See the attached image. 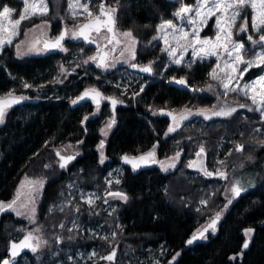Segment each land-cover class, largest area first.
<instances>
[{
	"label": "trees",
	"instance_id": "16d2710c",
	"mask_svg": "<svg viewBox=\"0 0 264 264\" xmlns=\"http://www.w3.org/2000/svg\"><path fill=\"white\" fill-rule=\"evenodd\" d=\"M48 1L47 16L22 22L21 31L42 18L51 22L53 39L67 28L66 20L71 19L66 11L67 0ZM97 1L116 7L117 26L130 30L138 40L137 61L150 62L151 72L142 75L134 71L140 76L136 84L134 82L138 92L135 96L132 90L105 79L122 75L118 69L102 71L93 63L83 62L96 47L80 39L68 37L63 41L66 51L49 49L40 54L17 56L16 42H13L0 53V96L9 92L27 96L26 100L7 109L4 122L0 124V202L13 199L26 176L45 181L36 218L44 244L36 252L21 248L18 260L30 257L27 263L39 264L58 246L73 248L93 244L100 257L115 251L114 260L101 258L96 264H264V118L252 103L251 93L232 91L222 98L220 106L236 109L231 115L192 119L173 132H168L170 116L160 113L164 104L175 108L170 110L175 112L187 104L192 108L210 107L216 99L202 87L209 81L213 60L197 61L189 68L171 65L162 79H158L177 55L176 52L175 56H169L162 51L168 46L165 40L154 39L158 26L172 21L177 29L193 31L192 25L174 14L182 5H193L195 0ZM21 2L0 0V9L10 6L18 17ZM241 15L249 18L248 31H239L243 20L238 19L233 28V41L244 44V58L252 57L261 47L249 42L248 36L258 39L259 34L251 28V9H245ZM200 27V37L212 38L217 34L215 17ZM169 30V45L176 46L173 35L179 33ZM73 51H80L79 62H70ZM63 64L69 66L71 72L63 84H58L57 76ZM261 75H264V66L249 69L241 87ZM172 79H185L188 88L173 85L169 82ZM25 83L30 87H24ZM94 87L117 100L115 107L105 100L99 109L90 99L72 104L85 90ZM109 117H114L115 123L104 139L100 130ZM224 137L243 141L244 149L242 152L233 149L224 161L217 163L213 154ZM101 141L104 142L103 163L98 148ZM66 144L75 145L77 152L71 153L75 158L61 168L64 162L61 157L65 155L60 147ZM201 147L205 157L203 171L188 166ZM152 151L157 163L141 165L135 170L122 159ZM177 153L179 163L175 168L161 166L159 161L175 157ZM118 167L122 170L119 183L108 185L105 175ZM245 167L256 169L257 181L225 209L226 181L235 180L236 174ZM205 171L212 175H205ZM68 181L97 189L101 200L96 205H88L79 197L68 199ZM107 188L122 190L128 196L125 201H116L111 215L102 210L103 191ZM58 199L68 202L51 210V204ZM202 199H206L207 204H200ZM218 212L221 216L217 231H208L205 233L208 238L187 244ZM101 222L109 226L118 224L117 235L86 234L82 230ZM31 227L33 223L28 218L17 216L13 210L0 214V262L11 254L12 242L19 245ZM249 228L253 230L250 237L245 234ZM245 241L247 248L243 247ZM148 246L152 248L146 250ZM157 248L164 255L151 262L149 256ZM177 253L180 255L176 256Z\"/></svg>",
	"mask_w": 264,
	"mask_h": 264
},
{
	"label": "snow or ice",
	"instance_id": "6c2138e0",
	"mask_svg": "<svg viewBox=\"0 0 264 264\" xmlns=\"http://www.w3.org/2000/svg\"><path fill=\"white\" fill-rule=\"evenodd\" d=\"M23 10L20 12L19 18L15 21H11V15L16 11L15 9L9 8L8 6H3L0 9V49H3L5 45H11L13 43V39L19 34V26L22 22L26 20H31L34 17H45L48 14V2L47 0H22ZM68 7L73 16L76 18L79 15H85L86 17H92L93 13L90 11L87 3H80V0H68ZM78 9H82L83 11H78ZM245 9H251V28L252 30L259 34L258 39H253L252 35L248 36V41L251 42L253 45L261 47L260 52H256L255 55L251 59H245L244 55L246 52L245 46L243 43H236L233 41L232 36V29L236 27V22L238 19H242L243 23L239 25L240 32H247L249 27V18L247 16L242 17V12ZM115 8H106L105 4L101 3L99 5V14L95 16V20L89 23H85L79 27V30H73L69 33L68 29L62 31L59 36L55 38L54 41H44L43 49L36 48V44L40 43L39 40L33 42L31 47H29L28 51H41V50H49V49H60L66 51L63 48V41L66 37L71 39H83L89 43H96L94 39H90V33L95 32L98 35L101 33L102 30H105L107 33L112 34L111 36H106L104 38L107 39L109 44H112L114 41L116 44H119L120 41L115 39ZM192 15H189V14ZM176 17L181 18L182 20H186L188 24L192 25L193 31L191 34L189 32L184 31L182 28L177 29L176 25L173 24L172 21H166L164 24L159 25L158 27L161 30L165 28L171 29L173 33L178 32L179 35H173V40L176 42V46L169 45L167 38L165 37V44L168 45L162 51H165L169 56H175L177 52V48H180L181 55L183 52L187 51L189 48L192 49V55L194 57H200L201 59L205 56H218L219 53L217 49L223 48V52L226 55L225 59V68L229 69V71L224 72V69H220L219 64L217 68L213 69L212 73L210 74L213 80H217L220 82L221 86L225 89V94L228 91H241L244 95H250V99L252 100L253 104L258 105L257 111H260L262 115H264V75H261L257 80H253L250 83H245L243 86H240V79L242 78L243 74L247 72L249 69L253 67H262L264 66V0H195L193 5H182L181 8L174 14ZM211 17H215L216 20V28L217 34L215 37V43H213L209 39H199V31L201 30L202 25L206 24L208 19ZM9 20L10 21V30L8 27L4 26L2 21ZM39 27V26H37ZM121 35L125 37H132V33L124 32ZM191 37V38H190ZM154 39H156L154 37ZM186 41L185 44H181L180 41ZM222 41H226L223 42ZM135 45V40L133 39V48ZM197 45L200 47L197 48ZM206 46H208L206 48ZM128 50V49H125ZM19 45H17V56L22 55ZM106 55V54H105ZM123 55V52H121ZM134 56V52H133ZM90 60L95 61L96 57H89ZM104 57H101V63L97 64L98 67H108L109 65L103 62ZM87 62V61H85ZM175 63H181L180 59H176ZM243 65V68L240 66ZM132 67H136V65H132ZM218 69L220 72H224L223 78L218 74ZM63 71V69H61ZM141 71L144 72H151V66H144L141 68ZM235 81V86H233L232 82ZM179 84H185L186 81L180 79L177 81ZM24 87H30L28 84H24ZM211 87V86H209ZM86 98H91L99 108L100 100L101 99H109L113 107L118 103L117 100L110 98V97H103L102 94L96 90H85V92L77 97L75 100L72 101V104L78 103L80 100H84ZM26 99V97H15L13 93L9 92L6 97H0V123L4 122V118L6 115V111L10 108L13 104L19 103L21 100ZM244 107V105H241ZM163 111V110H161ZM236 111L235 108L230 110H223L220 111H213L212 115L214 116H229L232 112ZM190 110L187 111V114L181 115L180 119H187L188 115H191ZM199 115H204L205 119L210 118L209 116L205 115L204 110H201ZM171 115V113H168ZM85 120L88 117L84 118ZM175 119V118H174ZM115 123L114 117L110 119L105 128H102L100 131L107 135V130L112 127ZM178 127V124L176 125ZM176 130V127L170 126L168 132H173ZM167 134V133H166ZM104 142L101 141L98 145V148L101 149L100 152V162H104V154L103 149ZM243 146H238L237 151H241ZM204 149L201 147L197 156H200L203 153ZM59 155V153H57ZM155 153L154 151L148 152L140 157H128L124 156L122 159L125 163L131 164L133 170L140 167L141 165L149 164V163H157L154 159ZM179 153H177V157ZM74 156L68 157H61V160L64 161L60 164V167L63 168L66 166L67 162L74 159ZM161 166L163 167V163L161 162ZM174 167L173 165H170ZM189 167L196 166L195 162H190ZM203 171V169H201ZM205 175H212L205 171ZM219 175L223 176L224 173H219ZM42 181H29L31 184L32 191H38L36 185L42 186ZM119 183V180L116 181ZM242 191H245L243 187L239 185V182L233 185L231 188V192L233 197L239 196ZM109 195L114 197H119L120 199H127V196L124 193L115 192L109 193ZM17 198H19V190ZM88 203L91 204L93 201L91 199L88 200ZM202 204H207V201H201ZM231 203V200L228 201ZM15 204V200H13L9 204H5L4 202H0V212H4L7 210L13 209V205ZM227 207V205H225ZM34 211V209H33ZM16 215H21L20 212H16ZM221 213H216L215 218L211 219L210 222L203 228V230H198L197 234H194L191 239H189L186 243L192 244L197 239L206 238L205 233L209 230L212 232L216 231V225L219 221ZM252 229H246L245 234L250 237L252 233ZM31 239V234L25 237L24 241H21L20 245L12 244L11 248V256L15 258L19 253L18 249L21 247L24 248H31L33 252L37 251V246H32L31 244L26 243L28 240ZM106 239V238H105ZM244 248L248 247V242L245 241ZM180 253H177L176 256H179ZM176 256L173 257V261L176 259ZM115 257V251L112 254L108 255L107 257H102V259L106 260H113ZM0 264H10L9 260H3ZM171 264V262H170Z\"/></svg>",
	"mask_w": 264,
	"mask_h": 264
},
{
	"label": "rangeland",
	"instance_id": "374dc122",
	"mask_svg": "<svg viewBox=\"0 0 264 264\" xmlns=\"http://www.w3.org/2000/svg\"><path fill=\"white\" fill-rule=\"evenodd\" d=\"M47 2H48V8H49L48 13H49L50 12V3L48 0H47ZM100 2L102 3V1H100ZM80 3H87L90 11L93 13V16L92 17H86L85 15H79L76 18H73L72 14L69 10L68 0H67L66 11H67L69 17L71 18L68 21L66 20V26H67L66 29L69 30V33L73 30H78V27L80 25H83L85 23V21L93 19L99 10V4L100 3H98L97 0H80ZM8 7L12 8L10 6H8ZM111 7L116 9V7H113V6H111ZM12 9H14V8H12ZM22 10H23V4L21 2L20 12ZM78 11H83V10L78 9ZM116 13H117V9H116L115 14ZM18 18H19V16L18 17L15 16V12H14L10 17V20L15 21ZM2 23L4 26L8 27L10 30V21L9 20H4V21H2ZM37 26H39V27H37ZM51 28H52L51 22L45 18H42L39 22H36V23L28 26L24 31H21V26H19V34L13 39V42H16V51H17V45H19L20 51H21V53H23L20 56L28 55V54H40V53L47 52L48 50L29 52L28 49H29V47H31L33 42H35L36 40L40 41V43L36 44V48H38V49H43L45 40H48V41L53 40L54 36L52 35ZM129 31L130 30L121 29L116 25L115 33L121 39V42H120V45L116 48V57L111 58V60L109 62H107V65L112 66V67L108 66V67H105L104 69H101V70L107 71L110 68L112 69V68H115L116 66L119 67V64H120V66L122 68L120 67L121 69H119V71H122L121 72L122 75L126 76V80L133 79V82H135V84H136V82H137L136 79H138L140 76L135 74L134 71L129 68V65L131 63H133L135 60L137 61L136 48H137L138 40H137V38H135V36L133 35V33L131 31L130 32L132 33V37H125V36L121 35V33L129 32ZM191 32H190V34H191ZM169 33H170V30L168 28L161 30L158 27V32L154 35V37L156 38V41L160 42L162 40H165V37L167 38ZM232 33H233V36H232V39H233L234 38V30L233 29H232ZM111 35L112 34L107 33L105 30H102L99 35L95 32H91L90 38H94L98 43L101 44L102 42H108L107 39L104 37L111 36ZM215 37H216V35L212 38L199 36V39H202V40L203 39H209L213 43H215ZM133 39L135 40L134 48H133ZM223 42H226V41H222V43ZM5 46H7V45H5ZM199 47L200 46L197 45V48H199ZM207 47L208 46H206V48ZM3 49H0V53ZM125 49H128V50H125ZM57 50H60V49L57 48ZM261 50L262 49L259 48L256 52H260ZM217 51L219 53L218 56H205L204 58L201 59L200 57H194L192 55V49L191 48H189L187 51L183 52L182 55H181V50L179 48L177 50V55H176L175 59L173 61H171L164 68V70H163V72H161L160 76L163 75L165 70L168 67H170L171 65L181 66L183 68H189L192 65H194L197 61H203V60H206V61L213 60L214 61L213 68H212L210 74L212 73L213 69L217 68L218 64L220 66V69H224V72L229 71V69L225 68L224 62L226 59V55L223 52V48L217 49ZM121 52H123V55H121ZM133 52H134V56H133ZM99 54L101 57H104V59L109 58L112 55V53L110 51H108L107 53L105 51H103V48H101V50L99 51ZM89 57H92V56L90 54L87 55V57L83 59V62L87 63V64L91 62L94 64V66L98 67L97 64H99V63H96V60L98 58L95 61H93V60H90ZM252 57H245V59H251ZM176 59H180L181 63H179V64L175 63L174 61ZM80 60H81L80 51L79 52L73 51L71 54L70 62H79ZM85 61H87V62H85ZM149 63L150 62H148V64ZM141 64H147V63L141 62ZM148 64L146 66H148ZM123 66H125V67H123ZM75 67H77V65H74V68ZM240 67L243 68V65H241ZM61 69H63V71H61L60 74L57 76V83L58 84H63L71 72V68L65 64L62 65ZM224 72H220L218 69V74L222 78H223ZM244 74H243V76H244ZM243 76L239 81L240 86H241V81L243 79ZM232 84H233V86H235V81H233ZM209 86H211V87H209ZM202 87H203V90L212 92L216 96L215 102L210 107L192 108L187 104V105L182 106L179 110H175L176 114L174 117L171 118V124L170 125L172 127H177L176 126L177 124L179 126L180 124L187 122V121H190L192 119H205L204 115L197 114L201 110H204L205 115L212 118V117H216V116L212 115L213 111H220L221 109L227 111V110L232 109V108L228 109L226 107L220 106L221 105L220 102H221L222 98H224L225 96H228V94L231 93L232 91H228L225 94V89L221 86L220 82L217 80H213L211 75L209 76L208 83ZM93 89H96V88L94 87ZM135 92H137L136 89H135ZM11 93H13V92H11ZM7 94L8 93L3 94L0 97H6ZM106 95L107 94L103 93V97H105ZM133 95H134V92H133ZM13 96H15V97H26V99H27V96L21 95V94L13 93ZM26 99H23L20 102H22ZM13 105H15V104H13ZM256 106L258 108V105H256ZM174 109L175 108H171V110H174ZM188 110H190L191 113H193V114L188 115L187 119L181 120L180 119L181 115L187 114ZM260 114H261V112H260ZM261 116H263V118H264V115L261 114ZM110 119H112V117H109L108 121ZM0 124H2V123H0ZM112 127L107 130V135H104L102 133V136L104 139H106L109 136V133H110ZM102 128H105V125ZM244 144L245 143L243 141L232 139V138L227 139L226 137H224V138L220 139L219 149H218V151H216L213 154V157L217 163L222 162V161H224L225 157L231 153V151L233 149H235L237 151L238 146H241V145L243 146L242 150L238 151V152H242L244 149ZM223 149H224V151L222 152L221 150H223ZM60 151L65 155L64 156L65 158L68 156H74V154H71V153L77 152L75 145H72V144H66V145L60 147ZM102 151L104 154V148L102 149ZM100 152H101V149H99V153ZM104 157H105V155H104ZM204 158L205 157H204L203 153L200 156L195 155L193 157V162H195V164H196V166H194L195 169H203L204 168ZM161 162L163 163V167L165 169H173L179 163V159L175 155V157H168L162 161H159V163H161ZM173 164H174V167L170 166ZM120 170L121 169L118 167V168H112L111 170L108 171V173L105 175V178L108 182V185H111L112 182L120 180V178H121L120 177V175H121ZM236 175H237V177L235 178V180H233V178L232 179L230 178L229 181H226V188H225L224 194L227 198V202L225 204V205H227V207H224L225 209H227L233 203V201L241 195V193L252 188L257 181L256 169H254L252 167L251 168L245 167L244 169L240 170V172H238ZM29 181H42L43 183H42V186L36 185V188L38 189V191H32L31 189L33 186L31 184H29ZM236 182H239V185L241 187H243L245 189V191H242L239 196L233 197V194L231 192V188L233 187L234 184H236ZM44 186H45L44 179L26 176L22 179L21 183L19 184L18 189H17L16 194H15V197L11 200L4 201L5 204H9L13 200H15V204L13 205V209H11V210H13L15 213L17 211L20 212L21 216H25L26 218H28L30 220L31 223H33V227H31L29 229L26 236L31 234L30 244L32 246L38 245L37 250L44 244L43 238L41 237L40 232H39V227L36 225L38 201H39V199L43 193ZM18 190H19V198H17ZM66 192H67L68 199H77L79 197L80 201L85 202L88 205H96L97 202H99L102 198L100 192L97 189L83 188V186H81L80 183H77V182L73 183L72 181H68ZM115 192L124 193L127 196V194L122 190H115V189L107 188L103 191V198H105V205L103 206L102 210L107 212V214H109V215H111V213L114 212V210L117 206V204H116L117 200L125 201L124 199H120L119 197H114V196L109 195V193H115ZM89 199H91L93 201V203L89 204L88 203ZM229 200H231V203H228ZM201 201H206V199H202ZM67 202L68 201L66 199H58V200H56V202L51 204L50 208H52L51 210H53L55 207L66 204ZM200 204H202V203L200 202ZM33 209H34V211H33ZM73 222H74V220H73ZM90 226L94 227V231L92 230L91 227L87 228L86 230L85 229H82V230L86 234L87 233L93 234V232H95V230H96L97 232H100L103 235L105 234V236H107L109 233H112L114 236L117 235L118 224L109 226L108 223L104 222V224H103V222H101L99 224L96 223L95 225L90 224ZM209 231H211V230H209ZM215 232H213V233H215ZM89 236H91V235H89ZM205 236H206V238H208L209 235L205 234ZM25 237H24V239H25ZM24 239L22 241H24ZM26 243H28V241ZM21 248H24V247H21ZM21 248H19L18 251ZM151 248H152V246H148L145 249L150 250ZM62 251L68 253V258L70 259V252L72 251V248L65 246V249H63L62 247L58 246L46 254V256L44 258L48 257V259L46 258L44 261L42 260L43 262L41 261V262H39V264H64L65 259L62 256L59 257V255L62 253ZM96 252L95 251H92L90 253L84 252V255H86L88 260H90V258H95ZM162 255H164V254L160 253L158 248H157V250L152 255L149 256V260L151 262L158 261L159 259H161L163 257ZM97 259H101L98 254H97ZM3 260H9L10 264H28L27 263L28 260H27V262L25 261L24 258L18 260V256L13 258L11 256V254L6 256ZM104 264H110V263L106 262Z\"/></svg>",
	"mask_w": 264,
	"mask_h": 264
},
{
	"label": "flooded vegetation",
	"instance_id": "af4514ba",
	"mask_svg": "<svg viewBox=\"0 0 264 264\" xmlns=\"http://www.w3.org/2000/svg\"><path fill=\"white\" fill-rule=\"evenodd\" d=\"M103 2H105V1H103ZM105 4V3H104ZM100 5V4H99ZM106 5V8H112L111 6H108L107 4H105ZM99 14V10H98V12L96 13V15H98ZM115 21H116V17H115ZM116 25H117V22L115 23V30H116ZM90 39H94V38H90ZM115 39L116 40H119L120 42H121V39L117 36V34L115 33ZM81 41H83V42H85V43H87V44H90V45H94L96 48H95V50H94V52L91 54V56L93 57V56H95L96 57V63H101V56H100V54H99V51L101 50V48H103V51H105L106 53L108 52V51H110L111 53H112V55H111V57H109V58H105L104 60H103V62L105 63V64H107V62H109L110 60H111V58H115L116 57V48L120 45V43L119 44H116L115 43V41L112 43V44H109L108 42H102L101 44L100 43H98L95 39V41H96V43H89V42H86V41H84L83 39H80ZM107 49V50H106ZM91 63V62H90ZM148 64V63H147ZM132 65H136V67H132ZM146 64H141V62H139V61H134L133 63H131L130 65H129V68L131 69V70H133V71H135L136 73H139V74H147V72H144V71H141V68L142 67H144ZM114 66V65H113ZM109 67H112V66H109ZM117 67V66H116ZM115 67V69H121L122 67L120 66V64H119V67H117L116 68ZM121 67V68H120ZM123 67H125V66H123ZM101 69H104L105 67H100ZM111 69V68H110ZM122 72V71H121ZM109 78H111V77H107V78H105L106 80H108ZM158 79H162V75L161 76H159L158 77ZM180 79H178V81H179ZM185 80V79H184ZM167 81H169V80H167ZM170 83H172L173 85H178V87H183V88H185V89H187L188 88V86H187V83H185V84H179V83H177V81H175L174 79H172V80H170L169 81ZM144 87H142L141 89H143ZM101 94H102V96H103V91H100V90H98ZM138 93V92H137ZM105 97H110V95H106ZM90 100H92V99H90ZM107 101V102H109L110 104H112L111 103V101H109V99H101L100 100V104L99 105H101L102 103H103V101ZM113 106V105H112ZM160 110H171L170 109V107H169V104H164L163 105V107L160 109ZM28 244H30V240H28ZM25 260H31V258L30 257H28V258H26Z\"/></svg>",
	"mask_w": 264,
	"mask_h": 264
},
{
	"label": "built area",
	"instance_id": "2783aa9c",
	"mask_svg": "<svg viewBox=\"0 0 264 264\" xmlns=\"http://www.w3.org/2000/svg\"><path fill=\"white\" fill-rule=\"evenodd\" d=\"M95 76H97V75H95ZM108 82L112 83L115 86H119V87H121L123 89H127L128 88V89H130V90H132L134 92V95L137 94V92H135V85H134L133 79L126 80V76H124V75H121V76H119L117 78H113V77L109 78ZM103 224H104V222H103ZM89 227H91V226L88 225L87 228H89ZM91 228L94 231V227L92 226ZM95 232H97V231L95 230ZM97 233L99 234L100 232H97ZM100 234H102V233H100ZM103 236H105V234ZM63 249H65V247ZM92 251H95V252L97 251L96 255H95V258H90V260H88L86 255H84V252L90 253ZM97 254H100L99 250L96 249L95 247H93V244H91L90 247H89V245L88 246L84 245V246L73 247L72 251L70 252V259L68 258V253L63 252V251L59 255V257L62 256L65 259L64 264H96V262L98 260L97 259ZM102 257L103 256H101L100 258H102ZM25 261L27 262V260H25ZM28 264H30V263H28Z\"/></svg>",
	"mask_w": 264,
	"mask_h": 264
},
{
	"label": "water",
	"instance_id": "95a60500",
	"mask_svg": "<svg viewBox=\"0 0 264 264\" xmlns=\"http://www.w3.org/2000/svg\"><path fill=\"white\" fill-rule=\"evenodd\" d=\"M103 4H104V3H103ZM105 6H106V5H105ZM94 20H95V17H94L93 19H91V20L86 21L85 23H89V22L94 21ZM85 23H84V24H85ZM80 26H82V25H80ZM65 29H66V28L64 27V28H63V31H64ZM58 36H59V35H58ZM67 38H68V37H66L65 40H66ZM54 40H55V39H53V40H51V41H54ZM65 40H64V41H65ZM146 65H147V64H146ZM146 65H145V66H146ZM148 65H149V64H148ZM90 90H91V89H90ZM84 92H85V91H84ZM84 92H83V93H84ZM83 93H82V94H83ZM82 94H81V95H82ZM87 99H91V98H86V99H84V100H80V101H78V102L85 101V100H87ZM109 101H111V100H109ZM94 103H95V102H94ZM95 104H96V103H95ZM160 113H161V114H166V115H168V113H171V115H168V116H170V118L174 117L175 114H176L175 112L170 111V110H163V111H160ZM1 213H2V212H0V214H1ZM12 244H14V243L12 242ZM12 244H11V246H12ZM11 251H12V248L10 247V252H11ZM113 260H114V259H113Z\"/></svg>",
	"mask_w": 264,
	"mask_h": 264
}]
</instances>
